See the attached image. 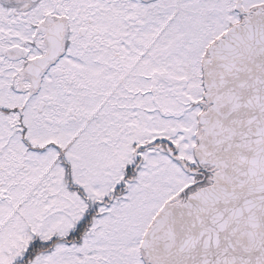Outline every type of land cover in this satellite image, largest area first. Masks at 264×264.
<instances>
[{"label":"snow or ice","instance_id":"6c2138e0","mask_svg":"<svg viewBox=\"0 0 264 264\" xmlns=\"http://www.w3.org/2000/svg\"><path fill=\"white\" fill-rule=\"evenodd\" d=\"M0 264H264V0H0Z\"/></svg>","mask_w":264,"mask_h":264}]
</instances>
